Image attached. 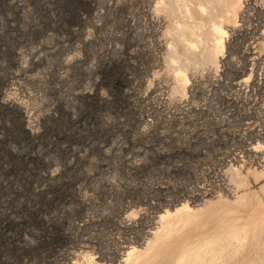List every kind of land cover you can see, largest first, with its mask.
<instances>
[{
  "label": "rangeland",
  "instance_id": "1",
  "mask_svg": "<svg viewBox=\"0 0 264 264\" xmlns=\"http://www.w3.org/2000/svg\"><path fill=\"white\" fill-rule=\"evenodd\" d=\"M156 1L0 0V264H117L163 210L234 199L240 164L236 194L264 212L248 156L264 147L259 14L225 28L224 59L188 68L179 94L178 27L216 19Z\"/></svg>",
  "mask_w": 264,
  "mask_h": 264
},
{
  "label": "bare ground",
  "instance_id": "2",
  "mask_svg": "<svg viewBox=\"0 0 264 264\" xmlns=\"http://www.w3.org/2000/svg\"><path fill=\"white\" fill-rule=\"evenodd\" d=\"M164 1L166 0H157L156 3L163 7ZM167 1L169 8L178 9L180 5L189 6L196 8L195 11L200 13L209 12L216 19L210 21L207 29L189 25L178 27L180 32L177 39L184 47L183 55L186 58L176 52L174 44L170 45L168 65L174 80L172 89L179 94L184 92L187 85L188 68L215 66L219 56L223 55L227 45L226 29L234 31L249 26L250 22H247V18L251 14L256 16L259 14V17L255 18L258 19L255 25L264 28V5L256 4L254 0ZM204 2L208 3L207 6ZM207 7L210 10H207ZM193 14L194 11L188 12V18H193ZM258 38L264 39L260 36ZM260 74H264L263 68L260 70L259 77ZM263 80L264 77L259 78V82ZM262 104L264 106V101ZM262 133L264 137V132ZM256 146L260 147L258 144L253 148ZM262 150V155L248 156L249 160L256 164L250 172L251 176L255 183L263 182L260 188L264 194V147ZM243 160L244 157L240 162ZM240 167L241 164L237 165L230 169L229 173V185H232L230 197L234 199L220 201L219 198V202L217 200L213 202L206 198L190 204L184 201L163 210L157 215L156 224L149 232V237L137 246L134 244L126 246L127 249L122 258L118 259L117 264H243L247 260L250 261L249 251L257 245L255 243L259 240V232L264 225V212L259 206L255 193L236 194L237 188L245 185L247 177L241 174ZM253 210L256 211L255 217H253L255 214ZM243 219L244 222H242ZM261 234H264V230ZM259 255V260L249 264H264V253ZM86 264L105 263L90 258Z\"/></svg>",
  "mask_w": 264,
  "mask_h": 264
}]
</instances>
